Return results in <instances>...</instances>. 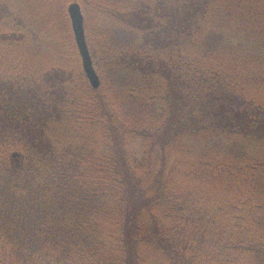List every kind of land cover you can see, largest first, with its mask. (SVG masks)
Masks as SVG:
<instances>
[{"label": "trees", "instance_id": "trees-1", "mask_svg": "<svg viewBox=\"0 0 264 264\" xmlns=\"http://www.w3.org/2000/svg\"><path fill=\"white\" fill-rule=\"evenodd\" d=\"M0 0V264H264V0ZM94 19V21H93Z\"/></svg>", "mask_w": 264, "mask_h": 264}, {"label": "water", "instance_id": "water-1", "mask_svg": "<svg viewBox=\"0 0 264 264\" xmlns=\"http://www.w3.org/2000/svg\"><path fill=\"white\" fill-rule=\"evenodd\" d=\"M68 15L75 38V42L82 60L83 70L90 84L94 89H99L101 81L95 69L93 58L91 56L85 33V18L82 7L78 2L69 4Z\"/></svg>", "mask_w": 264, "mask_h": 264}, {"label": "rangeland", "instance_id": "rangeland-1", "mask_svg": "<svg viewBox=\"0 0 264 264\" xmlns=\"http://www.w3.org/2000/svg\"><path fill=\"white\" fill-rule=\"evenodd\" d=\"M74 2H75V1H72V0H71V1H68V2H67V8H68L69 4L74 3ZM84 18H85V17H84ZM93 21H94V19H93Z\"/></svg>", "mask_w": 264, "mask_h": 264}]
</instances>
